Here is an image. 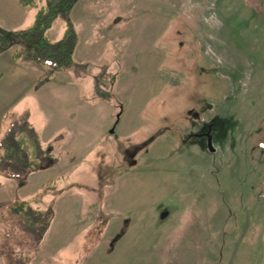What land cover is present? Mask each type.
Masks as SVG:
<instances>
[{
  "label": "rangeland",
  "instance_id": "obj_1",
  "mask_svg": "<svg viewBox=\"0 0 264 264\" xmlns=\"http://www.w3.org/2000/svg\"><path fill=\"white\" fill-rule=\"evenodd\" d=\"M77 2L68 68L0 25V139L25 115L57 158L0 176V264H264V0ZM51 180L30 248L7 210Z\"/></svg>",
  "mask_w": 264,
  "mask_h": 264
},
{
  "label": "trees",
  "instance_id": "obj_2",
  "mask_svg": "<svg viewBox=\"0 0 264 264\" xmlns=\"http://www.w3.org/2000/svg\"><path fill=\"white\" fill-rule=\"evenodd\" d=\"M25 8H36L34 23L25 29L16 30L15 38L24 46L13 53L14 60L36 64L53 63L56 69L70 67L80 41L79 33L71 14L77 0H18ZM57 21H63L64 32L59 40L48 37L49 30ZM8 38L0 37L1 52L10 44ZM54 71H50L52 76ZM49 162L52 167L57 162L50 144L41 142L38 132L28 123L25 115L13 118L11 127L0 139V176L25 183L26 178L35 170H39L42 162ZM54 180L46 182L41 191L30 201L14 202L7 210L14 215V225L19 227V234L28 237L30 248L38 247L43 241L47 228L37 224L38 219L31 209L26 210L31 202L39 200L42 193L51 188ZM3 219L5 215H2ZM17 227V228H18Z\"/></svg>",
  "mask_w": 264,
  "mask_h": 264
},
{
  "label": "crops",
  "instance_id": "obj_3",
  "mask_svg": "<svg viewBox=\"0 0 264 264\" xmlns=\"http://www.w3.org/2000/svg\"><path fill=\"white\" fill-rule=\"evenodd\" d=\"M81 1L82 3H88L90 0H81ZM35 14H36V8H31V7L25 8L19 4L18 0H0V25L4 29H7L11 32H15L16 30L25 29V28L30 27L34 23ZM32 19L33 21H31V25L25 27L27 24H30L28 22H30V20ZM64 29H65V25L63 26V32H64ZM49 31H51V29ZM7 61L8 59L5 60V62ZM3 63L4 62L0 60V68H3L6 66V64L4 65ZM132 263L133 262H131V264ZM148 264H155V263L149 262ZM162 264H165V263H162Z\"/></svg>",
  "mask_w": 264,
  "mask_h": 264
},
{
  "label": "water",
  "instance_id": "obj_4",
  "mask_svg": "<svg viewBox=\"0 0 264 264\" xmlns=\"http://www.w3.org/2000/svg\"><path fill=\"white\" fill-rule=\"evenodd\" d=\"M209 147H210V150H211V151L214 150V148H213V146H212V144H211V138L209 139Z\"/></svg>",
  "mask_w": 264,
  "mask_h": 264
}]
</instances>
